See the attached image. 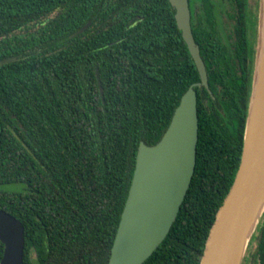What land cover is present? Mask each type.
Here are the masks:
<instances>
[{"label":"trees","instance_id":"obj_1","mask_svg":"<svg viewBox=\"0 0 264 264\" xmlns=\"http://www.w3.org/2000/svg\"><path fill=\"white\" fill-rule=\"evenodd\" d=\"M199 2L195 13L188 0L191 29L213 97L195 88L194 173L143 264H199L240 162L256 18L247 0H230L229 50L212 0ZM8 58L0 64V209L23 225V264H107L138 144L159 141L199 82L174 9L168 0H0V61ZM253 242L264 264V213Z\"/></svg>","mask_w":264,"mask_h":264},{"label":"water","instance_id":"obj_2","mask_svg":"<svg viewBox=\"0 0 264 264\" xmlns=\"http://www.w3.org/2000/svg\"><path fill=\"white\" fill-rule=\"evenodd\" d=\"M177 29L197 69L199 82L180 97L158 142H140L127 197L107 264H143L172 227L194 173L198 141L195 88H207V73L190 23L188 0H168ZM255 50L241 156L233 183L209 231L199 264H242L264 213V32ZM92 20L71 37L80 35ZM15 58L0 61L10 63ZM0 264H23L24 228L0 209Z\"/></svg>","mask_w":264,"mask_h":264},{"label":"rangeland","instance_id":"obj_3","mask_svg":"<svg viewBox=\"0 0 264 264\" xmlns=\"http://www.w3.org/2000/svg\"><path fill=\"white\" fill-rule=\"evenodd\" d=\"M248 12L251 16L256 18L255 29H251L249 33V40L254 43V49L257 46V39L259 35V8L260 0H247ZM216 13V29L218 37L221 42L230 48L232 43V27L233 21L229 15L233 12V7L230 0H212ZM193 10L195 13H201L199 0H193ZM23 36V35H21ZM256 50V49H255ZM255 243L253 242L249 247L247 246L242 264H257L255 260Z\"/></svg>","mask_w":264,"mask_h":264},{"label":"flooded vegetation","instance_id":"obj_4","mask_svg":"<svg viewBox=\"0 0 264 264\" xmlns=\"http://www.w3.org/2000/svg\"><path fill=\"white\" fill-rule=\"evenodd\" d=\"M190 23H191V14H190ZM192 30V29H191ZM232 30H233V27H232ZM231 36H233V33H231ZM221 41V40H220ZM222 43V42H221ZM232 43H233V37H232ZM232 43L230 44V48H227V49H229V50H231L232 49ZM223 44V43H222ZM200 51V50H199ZM206 69V68H205ZM207 73V72H206ZM207 84H208V76H207ZM199 89H205L206 91H207V93L211 96V97H213V94H212V92H211V90L209 89V85L207 86V88H205V87H201V88H199ZM205 101V100H204ZM196 105H197V98H196Z\"/></svg>","mask_w":264,"mask_h":264},{"label":"bare ground","instance_id":"obj_5","mask_svg":"<svg viewBox=\"0 0 264 264\" xmlns=\"http://www.w3.org/2000/svg\"><path fill=\"white\" fill-rule=\"evenodd\" d=\"M261 29H263V32H264V0H262V3H261Z\"/></svg>","mask_w":264,"mask_h":264}]
</instances>
